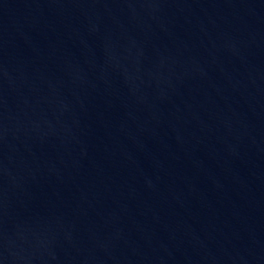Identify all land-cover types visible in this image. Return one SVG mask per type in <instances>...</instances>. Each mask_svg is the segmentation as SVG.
I'll return each instance as SVG.
<instances>
[{
  "label": "water",
  "instance_id": "water-1",
  "mask_svg": "<svg viewBox=\"0 0 264 264\" xmlns=\"http://www.w3.org/2000/svg\"><path fill=\"white\" fill-rule=\"evenodd\" d=\"M0 264H264V0H0Z\"/></svg>",
  "mask_w": 264,
  "mask_h": 264
}]
</instances>
